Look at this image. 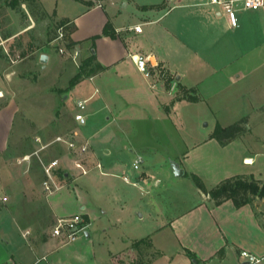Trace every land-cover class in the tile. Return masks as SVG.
<instances>
[{
  "label": "crops",
  "instance_id": "1",
  "mask_svg": "<svg viewBox=\"0 0 264 264\" xmlns=\"http://www.w3.org/2000/svg\"><path fill=\"white\" fill-rule=\"evenodd\" d=\"M36 1L45 13L44 19L48 18L51 13L44 7L43 0ZM76 1L80 4L77 17H84L83 22L76 24L75 16L71 15H63L56 20L67 18L68 25L73 26L69 37L74 41L72 53L73 50L76 52L72 57L80 56L84 59L93 54L94 61L103 68L84 75L74 83L73 88L81 91L87 102L94 94L98 98L91 105H86L84 124H78L74 120V105L72 121L67 126L70 128L62 134L73 132L76 139L88 140L89 170L79 173L75 158L62 143H53L40 150L39 154L44 160L56 158L64 172L68 192L63 195L61 203L54 205L42 191L43 170L37 158L33 156L29 161L16 162L39 144L35 141V147L15 157L13 164L19 168L16 170V177L0 179V191L6 201L9 200L6 209L11 216L8 226H3L2 219L0 220V227L3 226L5 236H10L11 230L15 232L11 242H0V264H113L114 254L127 249L132 241L138 239H131L120 249H111L107 240L108 231L117 222L111 213L107 215V210L99 212L96 209L102 207L104 202L90 197L94 194L89 191L90 185L97 187L95 190L98 193L101 187L92 179L93 184L78 180L94 169L100 174L106 172L90 143V136L100 127L95 129L93 124H88V117L96 119L103 108L111 113L112 119V114L120 111L117 104L138 108L142 110L144 120L153 122L160 119L161 129L164 132L170 130L172 134L176 127L174 117H177L171 113L173 104L184 99L204 102L218 95L220 107L228 109L229 101L234 100L240 106L234 111V121L245 118L246 130L225 144L219 143L222 149L232 145L228 149L227 158L221 160L222 167L226 168V176L252 174L257 178L264 177L260 165L264 161L255 165V156L260 155L259 151H255L257 145L264 147V133L257 130V126L264 122V11L239 9L236 11L238 26L232 27L227 14L218 5L208 1L187 0V3L174 2L170 5L162 1L141 6L145 10L158 9V14L154 15L156 17L146 16L141 22L135 21L131 25L122 26L116 24L113 17L108 18L107 13L105 17L104 12L99 10L107 0H101L99 7L95 3L88 5V1L96 0ZM113 4L114 0H110L109 5ZM97 11L95 16L90 17ZM108 22L113 35L102 33ZM143 24L151 29L158 28L160 35L156 36L150 30L143 35ZM134 25H139L140 31H134ZM34 26L35 21L30 19L23 30L28 31ZM80 27L85 31L84 35L74 38V33ZM46 32L45 27L40 35L46 38ZM93 34L98 35L94 46L89 40ZM133 53L149 56L148 64L155 66L151 67L149 78L136 68L130 57ZM40 54H45L44 59L48 64V52ZM47 64L41 67L45 68ZM86 79L91 81L93 87L90 93L85 86ZM94 79L96 82H93ZM156 88L157 95H154ZM175 88L191 89L196 92L197 99L190 100L180 96L174 98ZM150 104L156 106L157 114L147 112ZM217 122L213 123L209 138H213L210 134ZM218 124L225 126L220 122ZM6 128V124L0 125V153L7 146L10 128L8 132ZM86 130L91 133L88 135ZM53 151L57 155L50 158ZM95 162L100 163L99 168L93 166ZM33 166L35 170L29 171V176H25V171ZM144 172L136 178L146 176ZM183 173L184 171L181 174ZM122 180L129 183V180L123 179V175ZM131 184L134 185V182ZM150 202L151 207L145 208L152 212L161 211L162 203L158 194L150 196ZM180 204L183 205L180 206L181 209L156 228L163 231L167 240L172 238L174 249L156 246L154 239L150 248L154 249L155 255L149 264H153L159 257H167L164 258L167 264H244L240 256L241 250L264 256V198H255L241 206H235L230 199L214 204L208 195L200 191L193 203L185 205L181 201ZM74 212L84 213L88 221L86 231L73 242L50 236L49 230L55 218ZM140 215L143 216V213ZM175 256L177 260L173 261Z\"/></svg>",
  "mask_w": 264,
  "mask_h": 264
},
{
  "label": "rangeland",
  "instance_id": "2",
  "mask_svg": "<svg viewBox=\"0 0 264 264\" xmlns=\"http://www.w3.org/2000/svg\"><path fill=\"white\" fill-rule=\"evenodd\" d=\"M98 1L101 2V0L88 1V5L96 4ZM107 1L99 10L104 12L105 17L107 13L108 18L113 17L114 22L122 26L131 25L135 21L141 22L146 16L156 17L154 15L158 14V9L157 12L155 9L145 10L141 7L143 5L162 1L169 5L174 2H188L187 0H114V4L110 6V0ZM42 2L51 13L45 19V13L36 0H0V125L6 124L7 132L10 128L7 146L0 153V179L16 177L15 173L19 168L13 164L15 157L35 147L36 136L42 141L50 140L55 136L54 134H62L69 129L70 127L67 126H70L72 121L71 114L75 101L83 99L82 92L73 88L75 84L71 83V79L79 78L78 68L81 62L90 56L84 59L80 56L72 57L74 41L70 37L66 40L73 44L71 47L68 43L65 44L63 53H60L58 45L61 44L54 40L62 24L61 19L56 20V18L71 15V17L75 16L76 24L83 22L84 17H77L80 4L76 0H43ZM53 11L55 14L52 15ZM96 13L98 11L90 17L95 16ZM30 19L35 21V26L24 31ZM45 27L48 36L43 38L40 33ZM155 28L151 29L143 24L142 34L150 30L152 34L159 36L158 28ZM84 33L85 31L80 27L73 37H81ZM97 37V34H93L89 38L92 46ZM44 51L49 54L48 64L44 59L45 54H40ZM85 62L81 78L87 75V70L92 69L95 63L93 58ZM45 64L47 66L42 68L41 66ZM93 82H96V79ZM85 86L88 93L93 90L88 79L85 81ZM175 89L174 98L182 95L184 90L196 96V92L192 90ZM156 91L157 88L153 91L154 95H157ZM97 98V94H94L86 105H91ZM219 99L220 97L216 95L204 102L184 99L173 104L171 113L177 117H174L176 127L172 130V134L170 130L164 132L161 129L160 119L153 122L144 120L142 110L131 106L117 104L120 111L117 110V114H112L113 119L106 108L100 110L96 119L88 117V124H93L95 129L100 127L90 136V143L103 166V171L106 172L100 174L94 169L88 175L80 176L78 180L81 183L93 184L92 179L101 187L100 193L96 191L97 187L91 185L89 191L94 194L90 197L104 202L101 204L102 207L96 209L99 212L102 209L107 210V215L111 213L117 222L116 226L108 231L107 240L111 249H120L133 238L149 235L153 243L155 239L156 246H166L173 250L175 243L172 242V238L167 240L163 231L156 228L181 209L180 206H183L180 204L181 201L186 205L198 198L200 191L193 183L191 174L198 176L207 188H213L220 180L227 177V172H224L226 168L222 167L221 160L227 158L228 149L232 145L222 149L217 140L209 138V131L217 120L223 125L232 123L236 117L234 111L240 106L231 100L228 109H225L220 107ZM147 112L157 114L158 110L155 105L150 104ZM128 118L132 120L128 121ZM257 130L264 133V122L257 126ZM86 133L89 135L91 132L86 130ZM255 151L260 153L255 156V165H257L264 161V147L258 144ZM53 153L50 154V158L57 155L54 151ZM136 154L141 156V161L138 162L137 168H133ZM81 158L89 162L90 156L84 155ZM260 165L264 172V164ZM34 170L35 166L25 171V176H29V171ZM177 170H182L184 173L176 174ZM143 171L146 176L141 179L136 178ZM122 175L128 178L129 183L122 180ZM260 179L264 182V177ZM132 182L134 185L131 184ZM65 192H68L67 188L53 192L48 195L47 200L57 205L62 202ZM154 194H158L161 198L160 212H152L151 209L149 211V208H145V206L151 207L150 196ZM1 196L0 191V200ZM8 205L9 200L5 203L0 201V220L2 219L3 226L11 223V216L6 209ZM142 213L143 216L140 215ZM3 226L0 227V242L5 243L6 240L11 242L15 232L11 230L10 236L3 235ZM132 242L127 249L114 254L113 264H134L138 257L147 260L148 254L154 251L153 248L143 244L138 245L140 247L138 251L132 247ZM164 258L159 257L153 264H167ZM174 258L173 261L177 260L176 256ZM255 264H264V258Z\"/></svg>",
  "mask_w": 264,
  "mask_h": 264
},
{
  "label": "built area",
  "instance_id": "3",
  "mask_svg": "<svg viewBox=\"0 0 264 264\" xmlns=\"http://www.w3.org/2000/svg\"><path fill=\"white\" fill-rule=\"evenodd\" d=\"M212 4L218 5L226 14L229 20V23L232 27L238 26L236 11L239 9L242 10H261L264 11V0H206ZM96 5L100 6L101 2H97ZM68 22L62 23L58 30L57 34L54 37V40H57L60 44L58 45V50L60 53H63L64 45L67 43L66 32H67ZM134 31H140L139 25H134L132 27ZM73 50V54H74ZM72 54V55H73ZM132 61L135 63L136 68L139 72L149 78L151 76V67L148 62H150L149 56L142 53H133L130 54ZM87 98L77 99L75 101V112L73 115L74 120L78 124H84L86 122V115L84 113L86 107ZM67 135V136H66ZM35 141L39 144L36 149L31 151L28 154L23 155L21 158L16 160L17 163L22 161H29L31 157L35 156L39 161V164L43 170V179L41 181L42 191L46 196L57 192L66 187L65 178L60 177L58 172L60 169L58 161L56 158L46 161L39 154V151L48 148L53 143H62L65 148L70 152V154L75 158L74 161L79 167V173H85L89 170V162L84 160L83 157L88 156L89 154V144L88 140H78L75 138L73 132H68L65 135H56L48 141H42L38 136ZM141 161V156L137 155L133 160V168L138 167V162ZM94 167H100L99 162H95ZM125 181H128L126 176H123ZM2 201L6 200L5 196L1 197ZM88 221L84 213L74 212L67 216H57L54 220V223L50 227L49 234L54 237H62L66 242L75 241L81 234L86 231V226ZM23 235L25 233H22ZM240 256L243 258L244 264H255L259 262L264 256L258 257L246 250L240 251Z\"/></svg>",
  "mask_w": 264,
  "mask_h": 264
},
{
  "label": "trees",
  "instance_id": "4",
  "mask_svg": "<svg viewBox=\"0 0 264 264\" xmlns=\"http://www.w3.org/2000/svg\"><path fill=\"white\" fill-rule=\"evenodd\" d=\"M67 20H68L67 18H62L60 23L67 22ZM72 27L73 26L70 25L67 26L66 38L68 40H69V32L72 30ZM102 33L113 35L112 28L109 22L105 24ZM67 43L69 47H71V44H73V42L71 41ZM89 56L87 60L81 62L78 68V72H77V76H79L78 79H80L81 78L80 75H83L84 73L83 65L86 63L85 61L89 62L92 60V58L94 59L93 54H90ZM101 68H103V66L95 62L93 68L87 70V74L95 72ZM78 79L75 78L71 79V83H75L76 81H78ZM180 97H185L190 100L197 99L195 96H192L189 91L187 92L185 90L184 93L180 95ZM245 130H246L245 118H240L225 126H221L217 123L213 131L211 132L210 136L215 138L218 141V143L225 144L231 139H233L236 135L244 132ZM58 174L60 177L62 178L64 177L63 170H59ZM191 175H192L193 183L195 184L196 188L202 193L208 195L209 198L214 202V204H218L223 200L230 199L232 200L235 206H241L245 203L252 202L255 198L264 197V182H262L260 178H257L252 174H248V175L235 174V175L227 176L222 180H220L213 188H207L198 176H196L195 174H191ZM139 244H143L146 247L150 248L152 246V241L150 236L146 235L138 239H135L132 242V247H135L139 251L140 250V247H138ZM188 253L190 252L188 251ZM148 255L149 257L147 260L143 259L142 257H138L134 264H149V261L154 257L155 253L151 252Z\"/></svg>",
  "mask_w": 264,
  "mask_h": 264
},
{
  "label": "water",
  "instance_id": "5",
  "mask_svg": "<svg viewBox=\"0 0 264 264\" xmlns=\"http://www.w3.org/2000/svg\"><path fill=\"white\" fill-rule=\"evenodd\" d=\"M176 174H181L182 173V170H177L175 171Z\"/></svg>",
  "mask_w": 264,
  "mask_h": 264
}]
</instances>
